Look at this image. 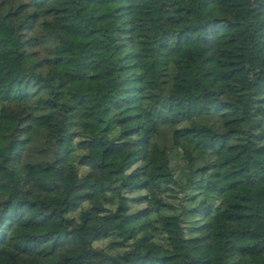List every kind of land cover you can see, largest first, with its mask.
<instances>
[{
	"label": "trees",
	"instance_id": "16d2710c",
	"mask_svg": "<svg viewBox=\"0 0 264 264\" xmlns=\"http://www.w3.org/2000/svg\"><path fill=\"white\" fill-rule=\"evenodd\" d=\"M0 264H264V0H0Z\"/></svg>",
	"mask_w": 264,
	"mask_h": 264
}]
</instances>
